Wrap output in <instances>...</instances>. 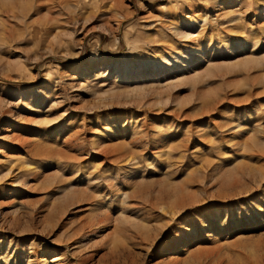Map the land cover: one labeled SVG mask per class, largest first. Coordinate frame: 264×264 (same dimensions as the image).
<instances>
[{"label":"rangeland","instance_id":"obj_1","mask_svg":"<svg viewBox=\"0 0 264 264\" xmlns=\"http://www.w3.org/2000/svg\"><path fill=\"white\" fill-rule=\"evenodd\" d=\"M0 264H264V0H0Z\"/></svg>","mask_w":264,"mask_h":264},{"label":"bare ground","instance_id":"obj_2","mask_svg":"<svg viewBox=\"0 0 264 264\" xmlns=\"http://www.w3.org/2000/svg\"><path fill=\"white\" fill-rule=\"evenodd\" d=\"M175 29V28H174ZM173 29V30H174ZM179 29V28H178ZM177 30V28H176ZM175 30V31H176ZM178 33V32H177ZM184 35V34H183ZM186 36V35H185ZM187 38H190V36L186 37ZM190 40V39H189ZM105 59L104 57H101L100 60H103ZM120 73V72H119ZM118 77H121V75H118ZM102 148V147H101ZM130 161V160H129ZM133 162V160L130 161V164ZM134 165V164H132ZM88 191V190H87ZM175 200H173L171 203L167 204L165 202L161 203L159 206H158V211L160 210L163 215H164V218L165 220H163L162 222H164L163 224L161 223L162 226L160 227H166V229H176L177 230V227H180L181 224L183 223V217L184 215L187 214V212L189 211V206L190 205H193L195 206V204H197V202H191V200L188 203L187 201V198L185 197H178V196H175L174 197ZM196 200V199H195ZM210 197H207L203 200V203H210ZM193 201V200H192ZM193 208V207H192ZM154 209V208H153ZM159 211V212H160ZM210 217V216H209ZM207 220V219H206ZM209 220V219H208ZM199 222V221H197ZM164 229V230H166ZM163 230V231H164ZM159 233V232H158ZM186 234L187 233H182V234H179L180 235V238H178L179 240H182L183 238L185 239L186 237ZM184 235V237H183ZM175 239V238H174ZM187 239V238H186ZM179 240L176 239V242H178ZM184 241V240H183ZM174 244H175V241H174ZM187 244V243H186ZM142 245V244H141ZM168 245V244H167ZM149 247V246H148ZM151 247V246H150ZM173 247H176L177 248V244L173 245ZM178 249V248H177Z\"/></svg>","mask_w":264,"mask_h":264}]
</instances>
